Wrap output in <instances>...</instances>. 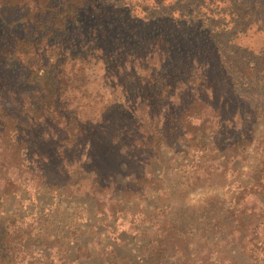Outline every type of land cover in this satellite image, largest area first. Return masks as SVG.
<instances>
[{
	"label": "trees",
	"instance_id": "trees-1",
	"mask_svg": "<svg viewBox=\"0 0 264 264\" xmlns=\"http://www.w3.org/2000/svg\"><path fill=\"white\" fill-rule=\"evenodd\" d=\"M154 1L150 8L144 4L148 10L137 16L125 0H0V182L21 187L27 180L39 179L43 159L57 154L55 147L59 149L62 143L75 145L88 138L87 120L78 116L66 96L73 84L85 77L83 73L92 64V57L106 66L119 65L125 78H136L138 84L144 82L138 99L146 110L145 118L151 124L164 121V125H171H148L143 132H135L141 134L137 140L148 150H159L165 143L161 134L169 131L167 135L175 133L183 139L189 135L188 142L196 143L197 152L209 150L212 145L214 158L219 155L227 163L237 155L239 147L250 143L248 136L243 139L244 132L235 129L225 136L222 124L230 120L235 124V120L225 117L232 105L227 97L230 94L238 100L264 102L262 67L250 60L252 55L227 65L213 62L211 56L217 58L219 53L216 39L225 27L215 29L213 17H204L201 9L206 7L209 12L214 5L225 6L233 29L242 31L255 23L254 17L260 19L263 15L259 0H170L167 4L164 0ZM127 62L137 63L143 74H136L137 70L126 73ZM154 107L164 111L156 109L154 114ZM120 108L123 109L121 104L113 105L107 107V112ZM255 109L258 108L241 110L240 121L258 119L260 112L257 114ZM260 115L264 116V112ZM219 129L217 134H222V138H214ZM256 143L262 145L253 170L257 173L264 171V133ZM46 144L52 146L49 152L43 148ZM223 146L234 149L232 154H225ZM117 153L112 151V155ZM223 161L217 166L209 165L206 173L222 176ZM257 178L252 181H260L263 188L259 194L263 211L256 221L261 219L258 224L264 226V177ZM133 185L135 182L126 181L120 192L132 191ZM18 189L17 186L16 192ZM222 206V214L228 215L230 211L224 203ZM249 224L250 220L243 217L237 219L235 227L240 229V237H248ZM28 228L15 214L0 215V264L25 262L24 257L31 254L27 244L36 239L48 254L39 255L40 259L46 258L50 264H79L77 258L66 256L67 242L62 230L45 232L37 238ZM168 236L174 240L175 235ZM257 239L255 224L247 244L255 242L254 248L259 249L251 250L250 264H264V239ZM161 242L153 238L154 246L139 247L148 251L143 264L164 263ZM104 251L102 263L138 264L120 255L115 247L106 246ZM228 261L236 264L238 260ZM25 264L33 263L27 260Z\"/></svg>",
	"mask_w": 264,
	"mask_h": 264
},
{
	"label": "rangeland",
	"instance_id": "rangeland-1",
	"mask_svg": "<svg viewBox=\"0 0 264 264\" xmlns=\"http://www.w3.org/2000/svg\"><path fill=\"white\" fill-rule=\"evenodd\" d=\"M125 1L137 16L148 10L144 4L150 8L155 2ZM259 5L263 6V15L260 19L254 17L255 23L242 31L233 29L225 6L214 5L209 12L206 7L201 9L204 17H213L215 29L225 27L216 39L219 53L217 58L211 56L213 62L227 65L240 59L245 61L247 55H252L250 60L262 67L264 75L261 21L264 4L259 0ZM118 66L115 63L106 66L92 57L90 69L83 73L85 77L74 83L66 96L78 116L87 120L88 138L75 145L62 143L59 149L54 146L57 154L43 159L39 179L27 180L21 187L0 182V215L15 214L37 238L62 230L67 242L64 252L69 258H77L79 264H105L102 259L106 246L115 247L123 257L143 264L148 251L139 247L154 246L153 238L163 240L159 245L166 257L163 264H235L228 261L232 258L238 260L236 264H250L251 250L259 249V246L254 248L255 242L251 246L247 244L255 224L257 240L264 239V226L258 224L262 220L256 221V216L263 211L259 201L263 188L260 181H252L264 177V171H253L262 152V145L256 141L264 133V116L260 115L264 112V105L261 106L264 102L227 96L232 105L225 117L235 120V124L231 120L222 124L227 132L225 136L235 129L245 133L243 139L248 136L251 140L244 148L239 147L237 155L227 163L219 155L214 158L216 152L211 151L212 145L209 150L197 152L196 143L188 142L189 135L183 139L175 133L167 135L169 131L161 134L165 143L159 150L151 151L137 140L141 134L135 132L138 129L143 132L148 125L158 128L171 125H164V121L151 124L145 118L146 110L140 107L138 99L144 82L138 84L136 78L129 81ZM125 66L126 73L137 70L136 74H143L135 62H127ZM261 90L264 98V88ZM117 104L124 110L107 112V107ZM254 106L258 108L255 112H260L259 118L242 123L240 111L252 110ZM156 109L164 111L162 107L150 111L155 114ZM220 129L214 138H222V134H217ZM43 148L49 152L52 146L46 144ZM222 148L228 155L234 150L228 146ZM113 150L118 153L112 155ZM222 161V176L206 173L205 168ZM130 180L135 182L132 191L120 192L121 185ZM3 191H15V194L3 195ZM222 203L230 211L228 215L222 214ZM239 217L250 220L248 237H240V229L235 227ZM169 234L175 235L171 236L174 240ZM37 240L27 244L31 254L18 264H25L27 260L33 264H50L46 258H39L48 254L38 246Z\"/></svg>",
	"mask_w": 264,
	"mask_h": 264
}]
</instances>
